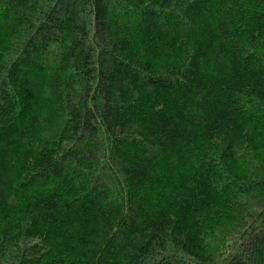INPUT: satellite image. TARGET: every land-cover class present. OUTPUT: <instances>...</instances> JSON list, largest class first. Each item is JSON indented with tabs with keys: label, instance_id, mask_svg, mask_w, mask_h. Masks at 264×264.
Returning <instances> with one entry per match:
<instances>
[{
	"label": "trees",
	"instance_id": "16d2710c",
	"mask_svg": "<svg viewBox=\"0 0 264 264\" xmlns=\"http://www.w3.org/2000/svg\"><path fill=\"white\" fill-rule=\"evenodd\" d=\"M0 264H264V0H0Z\"/></svg>",
	"mask_w": 264,
	"mask_h": 264
}]
</instances>
